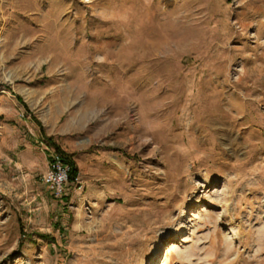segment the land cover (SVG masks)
Returning <instances> with one entry per match:
<instances>
[{"label":"rangeland","instance_id":"374dc122","mask_svg":"<svg viewBox=\"0 0 264 264\" xmlns=\"http://www.w3.org/2000/svg\"><path fill=\"white\" fill-rule=\"evenodd\" d=\"M245 4L0 0V264H264V9ZM45 136L79 170L61 196Z\"/></svg>","mask_w":264,"mask_h":264},{"label":"trees","instance_id":"16d2710c","mask_svg":"<svg viewBox=\"0 0 264 264\" xmlns=\"http://www.w3.org/2000/svg\"><path fill=\"white\" fill-rule=\"evenodd\" d=\"M32 119L41 127L39 121L34 116H32ZM41 133L42 136H44L42 128ZM43 140L46 142L47 148L51 149L48 153L49 164L52 165L54 163V158L57 157L60 165L67 169V182L70 184L75 183L79 176V170L74 161V155L63 151L59 145L53 142L51 137L45 136Z\"/></svg>","mask_w":264,"mask_h":264},{"label":"built area","instance_id":"2783aa9c","mask_svg":"<svg viewBox=\"0 0 264 264\" xmlns=\"http://www.w3.org/2000/svg\"><path fill=\"white\" fill-rule=\"evenodd\" d=\"M43 181L55 196L63 194V185L67 183V169L62 167L57 159L50 165V171L43 177Z\"/></svg>","mask_w":264,"mask_h":264},{"label":"bare ground","instance_id":"6f19581e","mask_svg":"<svg viewBox=\"0 0 264 264\" xmlns=\"http://www.w3.org/2000/svg\"><path fill=\"white\" fill-rule=\"evenodd\" d=\"M251 2H255V3H257L258 5H259V8L261 9V8H263L264 9V0H246V4L245 5H243V7H246L248 4H250ZM242 7V8H243ZM258 8V9H259ZM251 9H253L254 11H259V10H255V8H251ZM257 23L258 24H260V25H258V26H262L264 23L263 22H261V21H257ZM242 27L244 28L245 26L244 25H242ZM260 57L262 58V56L260 55ZM251 103H257L258 101H256V100H251L250 101ZM146 106L147 105H145L144 103H142V104H139V109H140V112L143 114L140 118H139V122H140V124H141V126H142V128L144 129L145 127V125H146V123H147V116H146ZM227 111V110H226ZM227 112H233L232 110H229V111H227ZM193 135V134H192ZM204 139H206L207 140V142H209V141H211V142H213V140L212 139H209L208 137L207 138H205V137H203ZM227 139H228V137H227ZM194 140H196V138L194 137ZM236 141L234 140H232V141H230L229 143H230V145H231V147H235V146H237V144L235 143Z\"/></svg>","mask_w":264,"mask_h":264}]
</instances>
